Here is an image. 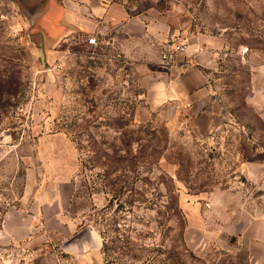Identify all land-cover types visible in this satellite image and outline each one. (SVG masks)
I'll list each match as a JSON object with an SVG mask.
<instances>
[{"label": "rangeland", "instance_id": "1", "mask_svg": "<svg viewBox=\"0 0 264 264\" xmlns=\"http://www.w3.org/2000/svg\"><path fill=\"white\" fill-rule=\"evenodd\" d=\"M160 3L224 44L210 75L222 123L204 140L170 132L161 113L134 131L140 72L116 47L52 41L37 6L0 0V264L255 263L216 239L264 217L250 58L264 61V0Z\"/></svg>", "mask_w": 264, "mask_h": 264}, {"label": "crops", "instance_id": "2", "mask_svg": "<svg viewBox=\"0 0 264 264\" xmlns=\"http://www.w3.org/2000/svg\"><path fill=\"white\" fill-rule=\"evenodd\" d=\"M17 1L22 7L37 6L39 26L50 34V40L74 33L85 41L95 37L96 47H116L132 63L133 71L140 72L136 78L140 99L133 109L132 123L145 124L161 113L170 132L196 140L209 138L222 123L210 75L224 44L187 19L178 20L174 6H165L161 0ZM180 42L185 44V50L173 51L168 63L162 64L165 46ZM250 58L254 62L253 96L264 103V61L255 54ZM179 194L185 208L191 197ZM14 223H19L18 216L8 212L4 224L9 228ZM9 236L13 238V234ZM221 242L225 246L233 243L230 249L246 252L255 258L254 264H264V217L230 222L223 236L216 239L217 245Z\"/></svg>", "mask_w": 264, "mask_h": 264}, {"label": "built area", "instance_id": "3", "mask_svg": "<svg viewBox=\"0 0 264 264\" xmlns=\"http://www.w3.org/2000/svg\"><path fill=\"white\" fill-rule=\"evenodd\" d=\"M86 42L88 45L91 46L97 45L95 37H89ZM184 50H185V44L182 42L166 45L164 48V52L162 54V61L165 64H167L170 57V53H172L173 51L183 52Z\"/></svg>", "mask_w": 264, "mask_h": 264}, {"label": "trees", "instance_id": "4", "mask_svg": "<svg viewBox=\"0 0 264 264\" xmlns=\"http://www.w3.org/2000/svg\"><path fill=\"white\" fill-rule=\"evenodd\" d=\"M147 127L149 128L148 125H142V124H140V125H138V128L136 130H134V131L140 132L142 128H147ZM119 158H122V157H119ZM116 161H120V160H116ZM141 162H144V161L142 160ZM134 173H136V170H135Z\"/></svg>", "mask_w": 264, "mask_h": 264}]
</instances>
